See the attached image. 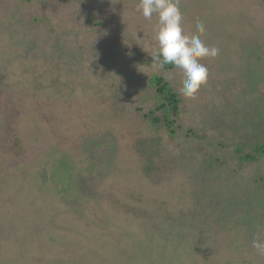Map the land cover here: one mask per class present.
I'll list each match as a JSON object with an SVG mask.
<instances>
[{"label":"rangeland","instance_id":"374dc122","mask_svg":"<svg viewBox=\"0 0 264 264\" xmlns=\"http://www.w3.org/2000/svg\"><path fill=\"white\" fill-rule=\"evenodd\" d=\"M137 4L0 0V264H264V0H180L220 49L191 99Z\"/></svg>","mask_w":264,"mask_h":264},{"label":"clouds","instance_id":"9594fccd","mask_svg":"<svg viewBox=\"0 0 264 264\" xmlns=\"http://www.w3.org/2000/svg\"><path fill=\"white\" fill-rule=\"evenodd\" d=\"M136 10L145 19L151 20L155 15L157 22L153 26L157 50L151 56L153 64L163 67L171 64L184 76L181 94L185 98H195L202 86L207 84L209 70L201 61L204 58H216L220 49L209 46L202 38L206 34L203 21L196 24V34L184 30V16L180 8V0H138ZM252 246L264 255V239L254 237Z\"/></svg>","mask_w":264,"mask_h":264},{"label":"trees","instance_id":"16d2710c","mask_svg":"<svg viewBox=\"0 0 264 264\" xmlns=\"http://www.w3.org/2000/svg\"><path fill=\"white\" fill-rule=\"evenodd\" d=\"M167 67L173 68L171 64H166ZM153 88L155 89L158 97L156 107L157 114L161 113L163 118L159 119L157 115L152 113L147 119L151 125L163 123L171 135L176 134V126L181 113L182 100L178 92L166 81L163 77L154 76L151 79ZM255 150L258 154L264 155V144L256 146ZM250 159V156L246 157ZM253 159V158H252Z\"/></svg>","mask_w":264,"mask_h":264}]
</instances>
